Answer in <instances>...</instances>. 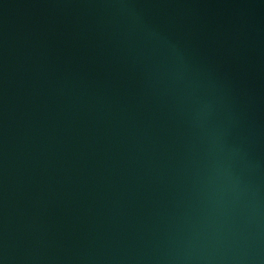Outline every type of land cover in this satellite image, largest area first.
<instances>
[{"label":"water","instance_id":"obj_1","mask_svg":"<svg viewBox=\"0 0 264 264\" xmlns=\"http://www.w3.org/2000/svg\"><path fill=\"white\" fill-rule=\"evenodd\" d=\"M0 264H264V0H0Z\"/></svg>","mask_w":264,"mask_h":264}]
</instances>
